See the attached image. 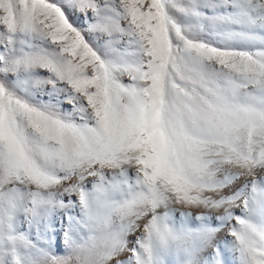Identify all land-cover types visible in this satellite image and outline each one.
Here are the masks:
<instances>
[{"label": "snow or ice", "instance_id": "6c2138e0", "mask_svg": "<svg viewBox=\"0 0 264 264\" xmlns=\"http://www.w3.org/2000/svg\"><path fill=\"white\" fill-rule=\"evenodd\" d=\"M0 264H264V0H0Z\"/></svg>", "mask_w": 264, "mask_h": 264}, {"label": "rangeland", "instance_id": "374dc122", "mask_svg": "<svg viewBox=\"0 0 264 264\" xmlns=\"http://www.w3.org/2000/svg\"><path fill=\"white\" fill-rule=\"evenodd\" d=\"M59 250V249H58Z\"/></svg>", "mask_w": 264, "mask_h": 264}]
</instances>
